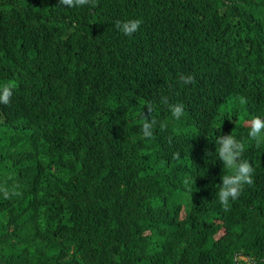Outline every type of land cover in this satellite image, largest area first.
<instances>
[{"label":"trees","instance_id":"1","mask_svg":"<svg viewBox=\"0 0 264 264\" xmlns=\"http://www.w3.org/2000/svg\"><path fill=\"white\" fill-rule=\"evenodd\" d=\"M94 2L0 0V264H264V139L247 126L264 119V0ZM225 134L254 169L229 211Z\"/></svg>","mask_w":264,"mask_h":264},{"label":"clouds","instance_id":"2","mask_svg":"<svg viewBox=\"0 0 264 264\" xmlns=\"http://www.w3.org/2000/svg\"><path fill=\"white\" fill-rule=\"evenodd\" d=\"M89 3H92V6L95 7L94 0H58L59 5L69 8L83 6ZM140 23V20H116L114 26L125 36H131L139 29ZM180 79L184 84L195 82L192 75H181ZM12 94V85H5L2 90H0V104L8 105ZM162 102L168 104L167 98H163ZM241 103L246 104L247 100L242 97ZM168 107L172 117L175 119H179L184 114V105L182 103L169 104ZM145 108L147 109V114L145 115L143 113L144 123L142 124L141 131L143 137L151 138L153 136V128L157 121L155 118L151 117L153 111L152 104L146 103ZM247 126L250 129L248 136L251 139L256 140L257 143L264 139V119H261L259 116L253 117L247 122ZM164 127L165 125H161V128ZM216 144L219 146L216 149L219 161L222 162L223 167L229 172V174L223 175L217 196L223 209L229 211V201L238 199L243 187L245 185L250 186L254 183V169L248 160L242 158L245 145L243 142L237 140L234 135H218ZM58 196L62 195L59 194ZM58 196H56L57 199Z\"/></svg>","mask_w":264,"mask_h":264},{"label":"rangeland","instance_id":"3","mask_svg":"<svg viewBox=\"0 0 264 264\" xmlns=\"http://www.w3.org/2000/svg\"><path fill=\"white\" fill-rule=\"evenodd\" d=\"M2 119L0 118V121H1ZM56 198V196H50V199H55Z\"/></svg>","mask_w":264,"mask_h":264}]
</instances>
